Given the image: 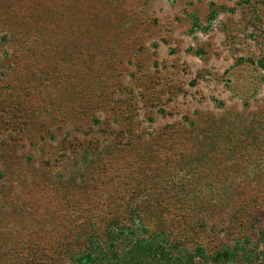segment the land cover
I'll return each mask as SVG.
<instances>
[{
	"label": "rangeland",
	"instance_id": "rangeland-1",
	"mask_svg": "<svg viewBox=\"0 0 264 264\" xmlns=\"http://www.w3.org/2000/svg\"><path fill=\"white\" fill-rule=\"evenodd\" d=\"M91 246L264 264V0H0V264Z\"/></svg>",
	"mask_w": 264,
	"mask_h": 264
},
{
	"label": "trees",
	"instance_id": "trees-1",
	"mask_svg": "<svg viewBox=\"0 0 264 264\" xmlns=\"http://www.w3.org/2000/svg\"><path fill=\"white\" fill-rule=\"evenodd\" d=\"M151 246H134L129 249L126 254L121 257L117 252L112 254L109 262H116L117 264H125L132 261H141L145 254L153 255L154 252L150 250ZM89 258L86 262H77V264H98L101 260H104L108 252L102 246H91L89 248ZM140 264V263H139Z\"/></svg>",
	"mask_w": 264,
	"mask_h": 264
}]
</instances>
